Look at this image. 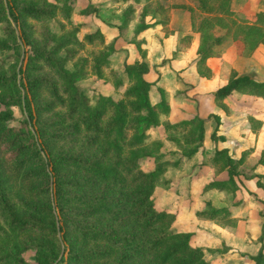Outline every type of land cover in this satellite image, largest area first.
Listing matches in <instances>:
<instances>
[{
    "label": "trees",
    "instance_id": "obj_1",
    "mask_svg": "<svg viewBox=\"0 0 264 264\" xmlns=\"http://www.w3.org/2000/svg\"><path fill=\"white\" fill-rule=\"evenodd\" d=\"M132 1L141 4V18L158 11L162 17L137 21L127 40L140 58L123 62L120 74L110 65L113 40L106 41L94 22L71 21L75 0H0V51H10L0 60V264H29L22 254L26 249L33 250L37 264L207 263L201 249L190 244L191 233L171 227L178 210L158 207L152 197L156 186L168 182L166 168L201 146L207 117L162 118L169 112V93L160 85L157 99L150 100L154 81L145 77L146 51L135 35L154 23L164 29L168 8L156 0ZM190 1L171 5L187 8L190 18L191 6L200 14L196 23L191 18L198 75H209L205 59L217 53L214 46L225 36L240 40L246 53L264 45V10L248 21L231 9L230 0ZM125 8L132 10L130 4ZM97 9L98 3H88L79 11ZM129 20L115 25L118 34ZM35 23L40 24L36 34ZM217 26H223L222 33H213ZM189 40L183 34L178 47ZM89 75L121 89L115 96L88 90L81 82ZM232 91L264 98V81L231 69L212 92L216 104L222 106ZM15 105L23 116L11 124ZM159 125L179 148L174 160H159L146 141L148 130ZM246 153L234 157L227 148H215L199 161L225 173L203 189L233 192L240 176L255 177L262 186L253 168L264 165V145L253 165L243 162ZM142 159H151L152 167L143 170ZM195 214L234 224L226 206L206 202ZM250 258L248 264H264V251L259 248Z\"/></svg>",
    "mask_w": 264,
    "mask_h": 264
},
{
    "label": "crops",
    "instance_id": "obj_2",
    "mask_svg": "<svg viewBox=\"0 0 264 264\" xmlns=\"http://www.w3.org/2000/svg\"><path fill=\"white\" fill-rule=\"evenodd\" d=\"M88 1L101 2L86 0ZM186 3L192 5L190 0H186ZM262 3L264 0H230L231 9L242 14L248 21L254 20L256 11L264 10L261 8L262 5L264 7ZM185 9L187 8H169L164 29L161 24L154 23L135 35L136 39H141L140 45L146 51L148 67L152 62L157 65L159 77L154 80L153 85L163 86L165 82L170 83L167 87L163 86L169 93V112L162 118L175 122L196 114L207 117L203 122L201 146L177 166H169L173 167L172 172L169 167L164 171L168 182L161 185L165 189L159 192L165 191L167 199L158 202L160 205H165L167 201L181 205L180 212L172 222V228L191 233L190 244L201 249L207 264H247L259 248L264 251V165L254 164L264 145V98L232 91L222 98L220 106L214 101L212 92L227 79L231 69L238 74H247L264 81V45L258 44L251 52L246 53L240 40L225 36L214 46L217 53L205 59L210 70L209 75L200 76L194 66L197 57V32L191 30L190 11L187 9L186 12ZM94 18L97 17H93V20L103 32L104 39L113 40L112 53H121V64L140 58L135 44L127 40L129 36L118 34L115 26L117 21L110 23ZM127 27L130 29L134 26L130 24ZM185 33L190 35L189 43L187 46L178 47L180 37ZM162 58L166 59V64L160 65ZM177 88L183 92L171 97V92L174 93ZM156 99L157 97L153 101ZM249 116L251 119H248ZM212 131L213 138L210 137ZM222 147L227 148L228 153L234 157L247 150L243 162L246 165L254 164L253 170L261 175L262 186L256 184L255 177L240 176L241 182H237L238 187L233 192L214 187L203 189L209 179L222 178L225 173L215 172L211 165L202 164L205 165L204 173L193 177L192 167L215 148ZM170 185H176L177 189L172 192ZM181 187H185L189 194L186 203L182 202L184 198ZM236 201L237 204H234ZM206 202L214 207L230 208L234 224H223L212 218L197 216L195 212L202 209Z\"/></svg>",
    "mask_w": 264,
    "mask_h": 264
},
{
    "label": "rangeland",
    "instance_id": "obj_3",
    "mask_svg": "<svg viewBox=\"0 0 264 264\" xmlns=\"http://www.w3.org/2000/svg\"><path fill=\"white\" fill-rule=\"evenodd\" d=\"M99 1H101V2H96V3H98V9L96 11L97 13L90 11L86 14H82V13H80L79 10L81 8L85 7L89 3V1L86 2V0H75V6H74V11L72 13L73 15L71 17V21L74 23L78 22V21L95 22L93 20V17H97L98 19L110 21V23H112L111 21H117L118 23H120L122 21V19H125L126 16H129V17H131V20L128 21L127 26L131 24L132 27L133 26L135 27V24L137 23V21L139 19H143L144 21L147 20L150 22V21H157L158 19H160L162 17L161 12L158 11L156 13H151V12L146 13L141 18L139 15V10H140L141 4L133 2L132 0H99ZM155 2H158L163 6L166 5L168 10H169V8L176 7L174 5L172 6L171 4H173V3H186V0H156ZM128 4H130L132 7V10L129 12L125 8L126 5H128ZM262 4H264V3H262ZM191 7H192L191 8L192 9V11H191L192 17L191 18H192L193 23H196L200 17V14H199V12L194 10L193 6H191ZM261 8H264L263 5ZM185 11L187 12V9H185ZM163 13H165V12H163ZM182 17H183V15H181V18ZM97 18H94V19L96 20ZM178 18H179V16H178ZM39 25L40 24H38V23L34 24V33L35 34L38 31ZM127 26L122 29V33H123V35L127 34L130 37L132 32H133L134 27L128 29ZM155 27H156V25H155ZM155 27H153V28H155ZM191 30L193 31L192 27H191ZM82 31H83V29L78 31L77 35L80 36ZM222 31H223V26H219V27L217 26L213 29L214 34H220V33H222ZM1 35L2 34L0 31V36ZM193 35L194 34H192V36ZM9 54H10L9 50H6V49L1 50L0 51V60L5 58V57H8ZM120 55H121V53L118 54L115 52V53H112L109 57L111 66L115 67L118 72L121 71V66H122V64L120 63V59H119ZM163 64H166V59H164V58H162L160 61V65H163ZM156 66H157L156 63H154V62H152V64L149 66V71L145 74V77L148 80L154 81V80L158 79L159 72H158ZM81 83L84 86H86L88 88V90H97L103 94H108V95H112V96L117 95L121 89V88H119V91L117 89H115L109 79L103 80L102 78H95L91 75H89L87 78L82 80ZM169 84L170 83L165 82L164 85L163 84L162 85L164 87L165 86L167 87V85H169ZM187 88L188 87H186V89ZM179 92H183V90L182 89L179 90L177 88L174 91V93L171 92V94H172L171 97L177 96ZM157 96H158V93L155 89V85H153V86H151V88L149 90L150 100L153 101V99H155ZM1 106L2 105L0 104V107ZM10 110H11V113L13 116H12V119L9 121V123L16 124L17 119L21 118L23 116V112H22L20 106H17V105L11 106ZM146 141L147 142L149 141L152 152L153 153L155 152L158 155H160L159 160H166V161L174 160L179 154V148L172 141H169V140L164 138L163 131L161 129V125L148 130V137L146 138ZM152 165H153V163H152L151 159H142L140 162V166L143 170L150 169L152 167ZM192 168H193V170L191 171V176H193V177L200 176L205 171V165L199 166L197 163ZM169 170H171V172H172L174 169H173V167H169ZM162 189H165V187L156 186L154 188L153 193H152V197L155 201L156 206L161 207V208H167L169 210H175V211L178 210V212H180V209H181L180 206L181 205H179L177 203H173V202L169 203L167 201V203L165 205L159 204V202H162L163 200L167 199V193L165 191H162V193L159 192ZM176 189H177L176 185H170V190L172 192H174ZM181 190H183V193L181 192V195L184 198L182 200V202H184L185 200H187L189 198V194L187 193L185 187H181ZM184 203H186V201ZM173 226H174V224H173ZM173 226L171 225V227H173ZM22 254L25 257V259L29 262V264H37V261L35 259L34 252L32 249H26L25 251L22 252ZM203 256L204 255H202V257Z\"/></svg>",
    "mask_w": 264,
    "mask_h": 264
}]
</instances>
